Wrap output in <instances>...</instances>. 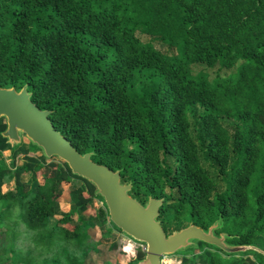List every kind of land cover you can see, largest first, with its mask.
<instances>
[{"label": "trees", "instance_id": "obj_1", "mask_svg": "<svg viewBox=\"0 0 264 264\" xmlns=\"http://www.w3.org/2000/svg\"><path fill=\"white\" fill-rule=\"evenodd\" d=\"M194 64L232 72L211 80ZM26 84L81 153L121 171L133 197L164 199L167 235L220 221L228 243L264 250V0H0V87ZM6 128L0 118V264H86L99 243L84 215L107 235L118 229L104 198L64 160L9 143ZM176 253L181 264H264L262 252L202 240Z\"/></svg>", "mask_w": 264, "mask_h": 264}, {"label": "water", "instance_id": "obj_2", "mask_svg": "<svg viewBox=\"0 0 264 264\" xmlns=\"http://www.w3.org/2000/svg\"><path fill=\"white\" fill-rule=\"evenodd\" d=\"M26 84L21 90L15 87H0V118H6L7 128L2 132L12 145L24 138L38 146L43 154L57 156L67 162L72 171L90 182L106 203L113 224L137 241L145 243L146 255L134 264H163V258L202 240L227 252L237 253L250 249L264 253L254 244H230L227 233L217 234L222 226L215 222L208 229L197 224L167 235L158 219L163 198L151 197L146 204L130 194L132 183H123L120 170L100 164L92 159L93 152L81 153L73 143L59 131L50 118L51 110L41 109L33 100Z\"/></svg>", "mask_w": 264, "mask_h": 264}, {"label": "rangeland", "instance_id": "obj_3", "mask_svg": "<svg viewBox=\"0 0 264 264\" xmlns=\"http://www.w3.org/2000/svg\"><path fill=\"white\" fill-rule=\"evenodd\" d=\"M138 35L144 42L152 41L151 37L146 34L138 33ZM153 44L157 49H160L165 54L176 55L178 53L176 48H170L168 45L162 43L159 40H155ZM192 68L194 74H198L202 71L208 72L211 80H214L218 74H220L221 76H226L228 73L232 72V70L219 71L218 67L210 68L205 64H194L192 65ZM24 142L26 145H29L31 143L30 139L26 137ZM37 154H43V151L40 150L37 152ZM7 162L10 163L11 160L7 159ZM205 164L207 166L210 165L209 162H206ZM10 185H11V179L8 181L6 188ZM71 187H73V185H71ZM59 200L62 202L64 211H68L71 208L70 198L67 195H64ZM93 206L95 207L103 206V202L100 199L96 198L93 202ZM80 215H81L80 213H74V218H77ZM84 218L90 221L91 228L89 232L92 238L99 243L97 250H92L87 256L86 264H134V261L137 258L138 251L139 250L146 251L147 246L145 243L135 240L134 238L127 235L122 230H118L114 228L113 233L107 235L106 227L105 226L100 227L96 225V220L93 216L84 215ZM56 221L57 219L52 218L51 224H54ZM108 226L113 227L112 224L111 225L109 224ZM126 242L128 243L127 246H126ZM115 243L117 244L116 246H114ZM166 257H170L172 259L173 264H181L183 254L175 253V254L167 255L163 259H166Z\"/></svg>", "mask_w": 264, "mask_h": 264}, {"label": "crops", "instance_id": "obj_4", "mask_svg": "<svg viewBox=\"0 0 264 264\" xmlns=\"http://www.w3.org/2000/svg\"><path fill=\"white\" fill-rule=\"evenodd\" d=\"M24 140H25V138H24ZM11 150L10 149H7V150H5V151H3V154H4V156L6 157V159H12L11 158ZM9 157V158H8ZM22 160L21 159H18V163L19 164H22ZM24 179H28V177H25ZM8 183H6L5 184V186H4V189L5 190H8V189H11V188H13L14 186H15V180L14 179H11V185L10 186H8L7 188H6V185H7Z\"/></svg>", "mask_w": 264, "mask_h": 264}, {"label": "bare ground", "instance_id": "obj_5", "mask_svg": "<svg viewBox=\"0 0 264 264\" xmlns=\"http://www.w3.org/2000/svg\"><path fill=\"white\" fill-rule=\"evenodd\" d=\"M164 260V259H163Z\"/></svg>", "mask_w": 264, "mask_h": 264}]
</instances>
